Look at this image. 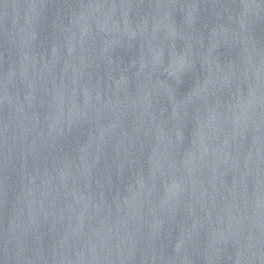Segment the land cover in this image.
<instances>
[{
	"label": "water",
	"instance_id": "95a60500",
	"mask_svg": "<svg viewBox=\"0 0 264 264\" xmlns=\"http://www.w3.org/2000/svg\"><path fill=\"white\" fill-rule=\"evenodd\" d=\"M0 264H264V0H0Z\"/></svg>",
	"mask_w": 264,
	"mask_h": 264
}]
</instances>
